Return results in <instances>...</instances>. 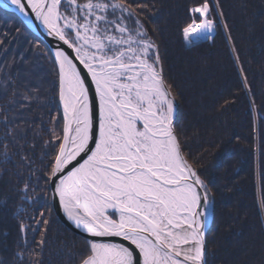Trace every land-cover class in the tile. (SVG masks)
I'll return each instance as SVG.
<instances>
[{
	"label": "snow or ice",
	"instance_id": "snow-or-ice-1",
	"mask_svg": "<svg viewBox=\"0 0 264 264\" xmlns=\"http://www.w3.org/2000/svg\"><path fill=\"white\" fill-rule=\"evenodd\" d=\"M149 7L140 0H0V9L38 22L54 44L48 56L59 111L51 127L42 126V167L30 171L21 192L33 205H58L86 234L78 264H208L213 199L174 126L172 86L145 26ZM218 8V0H191L181 29L186 44L212 40L218 25L227 30ZM0 147L7 163L8 145ZM22 159L31 169L32 159ZM37 171L44 184L33 186ZM37 188L50 200L29 195ZM34 211L36 227L19 225L24 248L16 255L23 260L27 234L39 232L28 254L37 257L29 264H42L50 220Z\"/></svg>",
	"mask_w": 264,
	"mask_h": 264
},
{
	"label": "trees",
	"instance_id": "trees-1",
	"mask_svg": "<svg viewBox=\"0 0 264 264\" xmlns=\"http://www.w3.org/2000/svg\"><path fill=\"white\" fill-rule=\"evenodd\" d=\"M140 2L150 6L145 26L172 86L174 126L212 195L208 264H264V0H218L227 30L218 25L212 40L195 46L184 42L181 31L191 0ZM49 50L21 18L0 9V145L7 144L10 154L7 163L0 156V202H7L0 204L2 264L37 259L28 251L39 232L27 234L23 260L16 255L24 248L19 225L36 227L30 219L38 217L36 208L50 220L42 264H78L85 246V238L67 227L50 203L41 201V207L22 199L23 182L42 167V141L48 138L42 126L51 127L48 121L59 111ZM9 130L15 141L11 135L6 139ZM23 156L32 159L31 169ZM37 180L44 184L38 171L31 184ZM29 195L50 200L39 188ZM17 208L25 211L17 216Z\"/></svg>",
	"mask_w": 264,
	"mask_h": 264
},
{
	"label": "water",
	"instance_id": "water-1",
	"mask_svg": "<svg viewBox=\"0 0 264 264\" xmlns=\"http://www.w3.org/2000/svg\"><path fill=\"white\" fill-rule=\"evenodd\" d=\"M8 12H11V13H14L12 11H8ZM19 18H21V20L23 21V23L27 26V28H29L34 35H37L39 38L42 39V41L46 44V46H48L49 49H51L54 44L51 40V38L47 37L46 34L44 33V30L42 27L39 26L38 22H35L33 21L32 23H26L24 21V18L22 16H19L18 14H16ZM215 34V33H214ZM213 34V36H214ZM206 41V40H205ZM175 111H176V108H175ZM174 120H175V112H174ZM54 210H56V213L59 217L60 220H62V222L67 226L69 227L72 231H75L76 233H79L81 234L85 240L88 238L86 236V234L82 233L80 230H77L75 229L67 220L66 218L63 216V213L62 211L59 209L58 205L53 207ZM210 220H211V213H210V217H209V223H210ZM210 226V224H208V227Z\"/></svg>",
	"mask_w": 264,
	"mask_h": 264
},
{
	"label": "rangeland",
	"instance_id": "rangeland-1",
	"mask_svg": "<svg viewBox=\"0 0 264 264\" xmlns=\"http://www.w3.org/2000/svg\"><path fill=\"white\" fill-rule=\"evenodd\" d=\"M36 36V35H35ZM48 47V46H47ZM49 49V48H48ZM210 211V210H209ZM58 216V215H57Z\"/></svg>",
	"mask_w": 264,
	"mask_h": 264
},
{
	"label": "bare ground",
	"instance_id": "bare-ground-1",
	"mask_svg": "<svg viewBox=\"0 0 264 264\" xmlns=\"http://www.w3.org/2000/svg\"><path fill=\"white\" fill-rule=\"evenodd\" d=\"M210 217V216H209Z\"/></svg>",
	"mask_w": 264,
	"mask_h": 264
}]
</instances>
